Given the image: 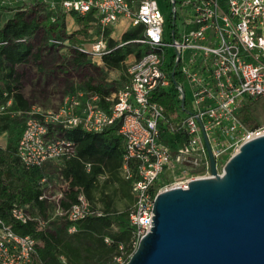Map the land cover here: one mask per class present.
Masks as SVG:
<instances>
[{"label":"built area","instance_id":"obj_1","mask_svg":"<svg viewBox=\"0 0 264 264\" xmlns=\"http://www.w3.org/2000/svg\"><path fill=\"white\" fill-rule=\"evenodd\" d=\"M169 3L172 11L167 16L158 0L51 2L56 10L67 12L83 14L96 8L100 33L72 45L92 61L102 63V56L110 51L104 30L122 16L128 17L131 25L144 24L143 36L135 41L144 44L145 50L127 63L126 80L119 89L106 96L112 101L109 108L98 103L95 89L79 88L66 92L56 110L32 105L29 110L12 112L25 115L17 154L25 168L40 173L39 199L44 201L45 210L41 212L34 203L14 202L11 215L39 228L64 220L71 232L77 221L101 211L82 190L75 201L65 204L70 183L62 166L77 155V143L65 130L80 127L99 132L120 119L119 131L125 139L121 170L132 180L135 198L128 217L133 231L129 246L121 243L120 252L105 264H124L151 230L158 192L187 187L192 179L212 175L204 133L219 172L244 141L264 133V122L248 126L241 118L246 104L264 100V0ZM56 16L53 14L52 20ZM46 43L54 48L71 46L69 39L58 36L48 37ZM27 66L32 67V63L20 65L19 71L24 74ZM172 88L178 106L169 112L155 93ZM188 88L192 94L189 99ZM11 103L9 98L6 105ZM37 253L36 237L17 232L0 215V264H33ZM60 260V264H71L64 255Z\"/></svg>","mask_w":264,"mask_h":264},{"label":"trees","instance_id":"obj_2","mask_svg":"<svg viewBox=\"0 0 264 264\" xmlns=\"http://www.w3.org/2000/svg\"><path fill=\"white\" fill-rule=\"evenodd\" d=\"M45 2L41 0L29 8H17L0 25V135L6 134L5 143L0 145V215L17 232L36 237L38 253L33 264H60L62 255L71 264H76L82 255L96 256L97 259L93 258L94 261L99 260L96 264H105L120 252L121 243L129 246L133 231L128 219L132 205L125 209L115 206L116 197L119 194L128 196L132 185V180L126 178L121 170L125 148L124 136L119 131L121 121L117 118L99 132H87L80 127L65 130V135L77 143V155L66 159L62 166V174L70 183L65 204L75 201L78 191L82 190L92 206L101 211L100 214L80 219L77 221L78 229L73 232L68 231L64 220L56 219L39 228L33 222L24 223L13 218L11 208L14 202L34 203L41 212L45 210L44 201L39 199L42 191L38 182L40 173L25 168L17 154L25 115L12 112L26 111L32 106L24 91L23 73L19 66L31 62L37 68L45 69L44 66L50 64L45 58L55 59L57 56L46 52L44 41L50 36L69 39L71 46H68L70 51L65 56L64 68L70 66L79 70L86 67L90 72L87 86L96 89L98 103L109 108L112 101L106 96L116 92L126 80L127 57L132 53L140 57L145 50L141 43L135 41L143 36L145 26L143 23L131 25L120 38H114L112 27H106L104 35L110 51L102 56V63H96L73 47L85 43L93 33H100L96 8L82 14L61 8L56 10L51 2ZM53 14L57 15L55 20H52ZM69 15L76 24L71 32H67ZM106 70H118L120 75L109 81ZM9 98H12V103L7 106ZM155 98L169 112L178 106L175 88L169 92L159 90ZM241 118L248 126L263 123L264 100L246 104ZM87 163H90V168ZM103 173L109 177L101 182L99 177ZM114 182H118V186Z\"/></svg>","mask_w":264,"mask_h":264},{"label":"water","instance_id":"obj_3","mask_svg":"<svg viewBox=\"0 0 264 264\" xmlns=\"http://www.w3.org/2000/svg\"><path fill=\"white\" fill-rule=\"evenodd\" d=\"M211 176L157 193L151 230L124 264H264V133Z\"/></svg>","mask_w":264,"mask_h":264},{"label":"rangeland","instance_id":"obj_4","mask_svg":"<svg viewBox=\"0 0 264 264\" xmlns=\"http://www.w3.org/2000/svg\"><path fill=\"white\" fill-rule=\"evenodd\" d=\"M41 0H0V25L10 17L13 12L20 7L29 8L33 6L36 2ZM45 3L55 1L59 5L60 0H44ZM162 10L168 16L172 11V6L169 0H158ZM179 22V21H178ZM76 28V24L73 18L69 15L67 17V32H71ZM67 37V36H66ZM46 52L50 53L51 56H57L55 59L52 57H46L45 61L50 64H46L45 69H53L54 74L42 77L40 74L41 69L37 68L35 65L27 66L25 73L23 74V87L26 95L31 101V105H37L44 107L46 109H58L63 95L70 91L71 93L77 91L80 87H87L86 81L88 80V74L90 73L86 67H81L76 70L73 67L66 66L64 68L63 63L65 61V56L69 48L63 46L61 48H54L46 43ZM141 46L145 47L144 44ZM96 62V61H95ZM44 65V63H43ZM56 71V72H55ZM120 72L118 70H106V77L111 79L119 77ZM44 78V84L40 85L36 80H41ZM191 90L188 88L187 96L188 99L191 98ZM6 134H2L0 142L5 143ZM221 164V163H220ZM222 171V168L220 169Z\"/></svg>","mask_w":264,"mask_h":264},{"label":"crops","instance_id":"obj_5","mask_svg":"<svg viewBox=\"0 0 264 264\" xmlns=\"http://www.w3.org/2000/svg\"><path fill=\"white\" fill-rule=\"evenodd\" d=\"M130 26H131V23H130V20H129L128 17H126V16L120 17V19L112 26V36L114 38H120L121 35L123 34V32L125 30H127ZM135 57H136L135 54H133V53L130 54L127 57V59H126V63L131 62ZM49 72H51L50 69H43L42 71H40V74L42 75V77H45V76L47 77V75H48ZM112 79L113 78H111V79L107 78V80H109V81L112 80ZM37 82L40 85L44 84V78H41V80L40 79L39 80H36V83ZM80 88H83V89H93V88H87V87H84V86L83 87H80ZM108 177H109V175L107 173H103L102 175H100L99 178H100V181L103 182ZM114 183H115L114 185L118 186V182H114ZM129 193L130 194L128 196H125L124 194H119L116 197V199H115V206L117 208H119V209H125V208L130 207L133 204L134 199H135L134 198V195H133L132 191H129ZM77 229H78V224L76 225V229L74 231H76ZM93 258L94 259H97L96 256L92 257V255H90L89 257H86L85 255H82L81 258L79 257V260L76 261L77 262L76 264H96V263H98L99 260L94 261Z\"/></svg>","mask_w":264,"mask_h":264}]
</instances>
